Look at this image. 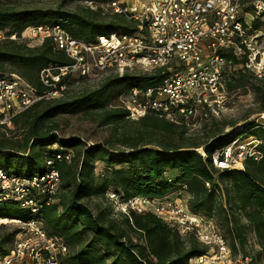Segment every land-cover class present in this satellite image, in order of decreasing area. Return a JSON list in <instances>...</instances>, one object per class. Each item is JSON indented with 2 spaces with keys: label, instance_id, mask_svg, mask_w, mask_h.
Returning a JSON list of instances; mask_svg holds the SVG:
<instances>
[{
  "label": "trees",
  "instance_id": "obj_1",
  "mask_svg": "<svg viewBox=\"0 0 264 264\" xmlns=\"http://www.w3.org/2000/svg\"><path fill=\"white\" fill-rule=\"evenodd\" d=\"M83 1L86 4L79 8H68L18 7L0 0V28L7 30V36L0 38V77L18 74L39 93H45L49 87L42 81V70L73 62L53 37L30 44L22 36L30 26L61 24L72 36L94 43L102 34L137 25L135 19L103 6L111 0H91L98 4L97 8L86 2L90 0ZM12 33H17L18 38H11ZM228 56L232 58L225 72L228 93L254 82L264 86V76L241 66V60L231 52ZM227 70H231L229 76ZM93 71L97 69L85 75H63L59 85L66 88L61 96L43 97L17 114L13 123L23 130L22 138L7 133L8 125L0 128V167L32 175L46 170L49 159L55 160L61 183L55 194L46 196L51 201H44L39 218L50 235L68 245V252L61 255L62 263L187 264L190 258L208 251L209 246L194 231L183 234L154 212L129 209L122 214V225L112 217V206H92L89 199H109L111 190L121 201L135 196L162 198L186 190L188 208L214 220L235 258L244 254L243 258L250 257L251 264L255 263L249 256L252 233L259 245L257 254L264 256V121L257 118V122H248L228 135H219L221 130H215L207 133L204 140L187 136L185 121L170 120L155 112L134 119L124 105L111 103L115 86L128 84L129 91L158 85L169 72L168 67L109 75L97 86L73 92L70 86L88 79ZM259 91L264 94L262 89ZM67 113L84 114L99 126L110 127L111 137L88 142L80 135L59 133L57 117ZM242 134L261 140L258 148L262 158L249 157L241 168H218L212 160L213 151ZM68 150L72 152L71 159L57 158ZM99 163L104 164L101 170ZM168 171H177L176 176L165 178ZM8 208L22 213L12 214ZM33 216L35 213L19 201H0V218L27 221ZM7 226L2 224L0 231L2 253L11 250L20 232L19 226Z\"/></svg>",
  "mask_w": 264,
  "mask_h": 264
},
{
  "label": "built area",
  "instance_id": "obj_2",
  "mask_svg": "<svg viewBox=\"0 0 264 264\" xmlns=\"http://www.w3.org/2000/svg\"><path fill=\"white\" fill-rule=\"evenodd\" d=\"M86 2L98 7L94 1ZM103 6L135 19L137 25L102 34L94 43L72 36L61 24L28 27L40 43L53 37L73 62L42 70V81L49 87L45 93H39L18 74L0 77V128L11 126L17 114L43 97L61 96L66 85H59V81L70 72L85 75L92 69L124 73L136 67H168L160 84L133 87L121 96L120 104L134 119L155 112L193 128L209 114L219 112L227 101L225 72L232 61L229 52L241 60V66L264 76V0H111ZM6 31L0 28V38L7 36ZM10 37L16 39L18 35L12 33ZM260 142L255 135L242 134L215 149L212 160L221 169L241 168L249 157L262 158ZM200 150L206 156V151ZM63 157L71 159L72 152L57 155ZM60 183L54 159L48 160L46 170L32 175L0 167V201H19L35 213L27 221L0 218L21 223L14 246L8 253L0 252V264H63L61 255L68 252V245L50 235L39 218L44 201H51L46 196L55 194ZM109 195L119 197L114 191ZM120 202L125 211L156 213L183 234L194 231L209 249L187 264H251L250 258L234 257L225 236L210 219L192 212L178 199L135 196Z\"/></svg>",
  "mask_w": 264,
  "mask_h": 264
},
{
  "label": "rangeland",
  "instance_id": "obj_3",
  "mask_svg": "<svg viewBox=\"0 0 264 264\" xmlns=\"http://www.w3.org/2000/svg\"><path fill=\"white\" fill-rule=\"evenodd\" d=\"M8 3L13 4L18 7H34V6H42V7H48V6H59L64 5L68 8H79L81 5H85V1L83 0H6ZM6 31V30H5ZM6 33V32H5ZM22 36L24 38L29 39V43L32 45L40 44V40L37 38L32 37V33L30 29H26ZM143 70L141 67H137L134 69H130L128 71H139ZM150 71V70H146ZM231 70H227L228 76L231 74ZM123 75L122 72L112 70V69H105V70H97L93 71L91 76H89L88 79L83 80H77L75 83H73L70 87L73 92H77L79 90H83L87 87H94L101 83V81L106 78L109 75L114 74ZM78 74L74 75L77 76ZM227 76V74H226ZM77 79V78H76ZM128 84H120L115 86L111 92V103H122L120 98L121 96L125 97L126 95H123L128 91L129 86ZM263 87V88H261ZM259 88L264 91V86H262L259 82H254V84H250L245 88H241L238 90H235L233 92L228 93V98L223 107L219 109V112L209 114L208 118H204L203 120H200L196 127H191L190 125H186L187 128V136L200 138L202 140L206 139L207 133L215 131V130H221L219 135H228L233 134L238 129L242 128L244 125H246L248 122L256 121L258 118V121L263 122L264 121V94L259 91ZM58 121L60 122V127L58 129V132L69 136V135H77L82 136L85 138L88 142H97L105 140L106 138L111 137V130L110 127H104L99 126L98 123L91 118L87 117L84 114H72L67 113L63 114L59 117H57ZM257 122V121H256ZM12 132H11V130ZM7 130V133L10 135L12 133H15L20 138L23 137V130L19 129L14 123L10 126V128L5 129ZM237 166H242L241 164H238ZM104 167L103 163H99L98 169L101 170ZM177 171H168L165 175V178L168 177H174L176 176ZM113 191V190H111ZM110 191V192H111ZM109 199L106 197H93L89 199V201L92 203V206H98V205H110L113 207V218L120 222V224H123V212L128 211L129 209L126 208V211L124 210V207L122 206L120 202V197L112 198L109 195ZM169 197L178 199L179 201H182L183 203L186 202V198L188 197V192L186 190L182 191H176L173 192ZM119 201V203H118ZM125 202V201H123ZM121 204V205H120ZM8 211L12 214L19 215L22 212L20 210L16 209H9ZM214 222V220L212 221ZM6 223L8 226L7 228H13L16 226H20L21 223L16 222H3L0 220V231H3L2 224ZM15 224V225H14ZM214 226L217 227V225L214 222ZM252 246L249 247V250L251 252V255L253 256L255 263L254 264H264V256H259L257 253V249L259 248V245L256 242V237L252 233V236L250 238ZM238 258H243L244 254H238ZM250 258V257H249ZM237 259V258H236ZM252 259V258H250Z\"/></svg>",
  "mask_w": 264,
  "mask_h": 264
},
{
  "label": "bare ground",
  "instance_id": "obj_4",
  "mask_svg": "<svg viewBox=\"0 0 264 264\" xmlns=\"http://www.w3.org/2000/svg\"><path fill=\"white\" fill-rule=\"evenodd\" d=\"M9 219H6V221H8Z\"/></svg>",
  "mask_w": 264,
  "mask_h": 264
}]
</instances>
